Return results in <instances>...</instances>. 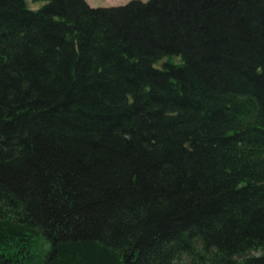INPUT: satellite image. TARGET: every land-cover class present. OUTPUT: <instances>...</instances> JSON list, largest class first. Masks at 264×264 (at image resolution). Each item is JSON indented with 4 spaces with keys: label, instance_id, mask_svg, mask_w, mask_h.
I'll return each mask as SVG.
<instances>
[{
    "label": "trees",
    "instance_id": "1",
    "mask_svg": "<svg viewBox=\"0 0 264 264\" xmlns=\"http://www.w3.org/2000/svg\"><path fill=\"white\" fill-rule=\"evenodd\" d=\"M0 264H264V0H0Z\"/></svg>",
    "mask_w": 264,
    "mask_h": 264
},
{
    "label": "rangeland",
    "instance_id": "2",
    "mask_svg": "<svg viewBox=\"0 0 264 264\" xmlns=\"http://www.w3.org/2000/svg\"><path fill=\"white\" fill-rule=\"evenodd\" d=\"M133 0H86V2L94 8H107V7H116V6H123ZM141 1H148V0H141ZM30 7L33 9H38L40 7L39 4H30Z\"/></svg>",
    "mask_w": 264,
    "mask_h": 264
}]
</instances>
